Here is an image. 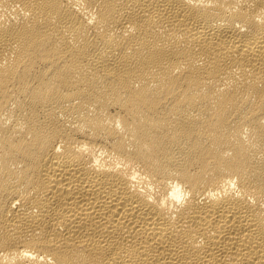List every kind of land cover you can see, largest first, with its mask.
<instances>
[{
	"label": "bare ground",
	"instance_id": "obj_1",
	"mask_svg": "<svg viewBox=\"0 0 264 264\" xmlns=\"http://www.w3.org/2000/svg\"><path fill=\"white\" fill-rule=\"evenodd\" d=\"M0 264H264V0H0Z\"/></svg>",
	"mask_w": 264,
	"mask_h": 264
}]
</instances>
